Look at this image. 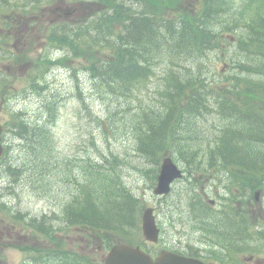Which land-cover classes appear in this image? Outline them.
Returning a JSON list of instances; mask_svg holds the SVG:
<instances>
[{"label":"trees","instance_id":"trees-1","mask_svg":"<svg viewBox=\"0 0 264 264\" xmlns=\"http://www.w3.org/2000/svg\"><path fill=\"white\" fill-rule=\"evenodd\" d=\"M252 1L257 6L254 16L246 18V14L241 13L242 23L246 22L250 27V31L246 35L239 36L237 50L231 55V61L239 68L243 64L242 60L238 58L239 55L249 57L264 51V0ZM220 8V6H217L216 0H205L202 12L197 18L203 29L202 35L193 32L187 41L177 47L175 46V49H173H178L182 55L189 53L192 56L191 60H194L197 64L205 50L220 48L222 37L212 31L218 21L217 15L221 11ZM152 30V28L136 23L131 28L132 32L130 33L132 35L129 36L127 43L121 38L117 47L112 46V48L117 49V56L114 62L104 68L103 76L117 81V85H120V88L127 92L133 90L140 80L149 79L153 74L152 68L155 64H153V60L160 55L158 44L146 38L144 39V36L147 33L151 34L149 32ZM247 72L249 73V71ZM165 73L162 77V88L159 91L164 104L159 107L151 104L150 112L143 115V123L133 121V126L139 135V143L135 147L138 154L144 156L151 163H154L166 152H171L180 158H196L207 155L209 157L218 156L231 159L235 157L253 158L258 160V166L264 167V106L252 110L250 115H238V112L234 114L235 108L233 106L225 105L228 111L222 110L223 113L234 117V119H229L230 122L227 125L225 123L219 124V126L213 125L218 133H211L212 136L208 140V145L211 142H216V144L209 147L208 154L207 152L204 154L200 145L203 138L200 139L199 128L196 124H192L189 119L196 112H192L193 109H207L206 106L202 107L194 104L197 103L198 98L206 100V96L211 89L200 78L199 74L189 73L185 76L172 68L166 70ZM252 73L254 76L250 75V79L246 80L251 87H247V91L254 92L255 95H264V84L259 81V78L264 76V64H259ZM98 75L100 76L99 73ZM226 79L229 80L230 76ZM236 126L244 129L242 133L234 128ZM241 136L245 140L244 143L240 140ZM27 139L29 143L34 142L33 138L28 137ZM254 139L257 145L251 148L249 147V140ZM93 145L100 153L99 157L94 158L88 155L70 163L80 166L83 173L92 177L95 181V187L104 190L102 193L98 191L97 196L104 197L108 195L110 198L106 208L100 210L97 206H94L80 215L81 228L82 230H84V227L87 228L85 230L88 234L115 228L114 230L120 234L131 235L130 228L135 226L137 220V198L124 184L121 177L118 180L111 179V177H115L116 167L124 164L126 159L120 158L119 155L113 152L106 154L95 144ZM109 158L113 160L107 161ZM104 161L108 163L109 172L99 169L98 163ZM85 163L92 165L91 168L89 165H84ZM80 168L66 164L64 170L67 172L78 171L81 170ZM109 221H117V223L107 228ZM64 255L65 264L70 261L74 262L75 258H72L68 253L65 252Z\"/></svg>","mask_w":264,"mask_h":264},{"label":"rangeland","instance_id":"rangeland-1","mask_svg":"<svg viewBox=\"0 0 264 264\" xmlns=\"http://www.w3.org/2000/svg\"><path fill=\"white\" fill-rule=\"evenodd\" d=\"M236 3H239L240 0H235ZM86 12H82L79 16L84 15ZM165 65L169 63L168 59H164ZM81 68V67H80ZM82 71V70H81ZM81 72H79L80 74ZM60 74H58L57 79H59ZM79 82L83 85V95L76 96L74 98H71L67 100L62 108L61 115L59 118V121L56 126V133H57V139L60 145V148L65 153H73L76 152L79 146L82 144V142L86 139V135L88 134L90 130V126L87 124V122H82L81 119L87 120L89 119L87 116V112L90 111L93 117H96L97 115L103 116L104 112L102 110V107L104 106L103 102L98 106L96 104L97 100V94L95 93V90L93 88L92 80L89 79V77L86 74L81 75V78L78 79ZM76 84V83H75ZM75 84H71L70 81H68L67 78H65L62 75V82L58 86L60 88L64 89V92L69 93L70 91H73ZM155 82L151 81L148 85L149 91H153L155 89ZM147 92V91H146ZM145 94V93H144ZM86 105V106H85ZM81 119H80V118ZM94 119H92L93 121ZM95 122V121H94ZM200 125L202 126L203 130H207L210 128L209 120L202 119L199 121ZM139 162H142V159L139 158ZM138 161L135 159L132 160V164H137ZM188 166V163H185ZM126 180L128 183H131L133 186L137 187V194L142 201V203H145L144 206L148 205L151 207H156V214L158 217L159 223L163 222L165 225V231L166 236L164 237L165 244L173 243L175 238V229L172 228V213L173 210L176 211L177 206L173 205L174 201H176L177 193H173L171 196L163 199H158L154 197V193L152 191L151 187V181L141 172L138 170H135L133 166H126ZM31 179L36 178L34 175L30 177ZM186 183V182H185ZM178 182L175 188H177L178 191H186V184ZM58 186V185H57ZM58 188L61 189L60 186ZM18 188H15V190ZM56 189V188H55ZM22 193V191H19ZM64 195L69 194L68 186H66L62 190ZM18 194V193H17ZM48 196V201L46 197ZM56 196V190L52 194H44V200H39L37 197H34L29 192L20 194V199L14 198L11 196H7L5 198L6 201L16 205L22 212H35L39 213L41 212L40 208H44L47 203L50 202V200L55 199ZM183 201L180 205L181 210L178 211L181 214H185L187 216V219H189V213L187 211L186 202L187 199H185V196L182 194ZM46 200V201H45ZM20 203V204H19ZM192 214V211H191ZM194 214L192 219L193 222L200 220L196 210H194ZM26 216V214H25ZM28 217V216H26ZM230 228L233 233L237 235V229L230 225ZM74 230V229H73ZM62 240H66L67 244L70 246H73L77 251L79 250V247H83L82 250L87 254L88 250L85 245V238H83L77 231L72 232L68 235H63V238L60 237ZM183 239V237H180ZM176 240L179 239L178 237L175 238ZM239 239V238H237ZM89 249H91V246H88ZM6 258H9L8 264H24L27 259L26 257L15 251V252H8V254H5ZM1 263V262H0Z\"/></svg>","mask_w":264,"mask_h":264},{"label":"water","instance_id":"water-1","mask_svg":"<svg viewBox=\"0 0 264 264\" xmlns=\"http://www.w3.org/2000/svg\"><path fill=\"white\" fill-rule=\"evenodd\" d=\"M164 171H163V175L161 178V183L159 185V187L156 189V193L157 194H163V193H167L169 191V185L170 183L176 178L179 177L181 174L180 172L173 166V164L171 163L170 160H166L165 164H164ZM151 218L149 216V213L147 214L146 218H145V227L146 230L148 232V234L151 237L155 238L153 240L156 239V235L157 233H154V226H153V220L148 219ZM133 260L135 262V264H157V263H153L151 261V259L149 257H142L141 253L138 250H133ZM176 260L175 258H166L165 260H162L160 263L158 264H176ZM180 264H182V262H179ZM108 264H122V263H118L116 261L110 260Z\"/></svg>","mask_w":264,"mask_h":264},{"label":"bare ground","instance_id":"bare-ground-1","mask_svg":"<svg viewBox=\"0 0 264 264\" xmlns=\"http://www.w3.org/2000/svg\"><path fill=\"white\" fill-rule=\"evenodd\" d=\"M151 34H152V33H151ZM152 35H153V34H152ZM174 49H175V47H174ZM174 49H173V50H174ZM115 72H116V71H115ZM114 74H115V73H114ZM123 74H124V73H123ZM116 75H118V74H116ZM121 76H123V75L121 74Z\"/></svg>","mask_w":264,"mask_h":264}]
</instances>
